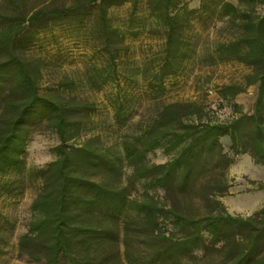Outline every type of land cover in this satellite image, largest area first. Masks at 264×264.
Masks as SVG:
<instances>
[{"label": "trees", "instance_id": "trees-1", "mask_svg": "<svg viewBox=\"0 0 264 264\" xmlns=\"http://www.w3.org/2000/svg\"><path fill=\"white\" fill-rule=\"evenodd\" d=\"M141 1L41 0L24 9L19 0H8L11 11H0V175L25 171L39 124L59 137L56 157L35 171L43 184L21 249L46 264L62 258L70 264H264V202L243 215L219 198L232 185L227 170L234 157L224 138L235 154L249 153L264 164V0H200L196 6L146 0L164 34L150 85L163 91L166 78L194 57L208 65L236 60L249 71L243 82L223 85L220 95L233 101L258 84L252 113L204 120L203 103L172 101L141 133L107 144L100 134L81 139L95 102L41 90L39 64L27 49L43 29L58 21L86 25L95 13L103 50L115 62V41L123 34L110 9L130 3L134 20ZM218 20L225 30L220 39L204 41L194 29L196 21L207 27ZM111 73L97 69L93 85L101 87ZM124 110L120 104L117 114ZM158 148L174 155L154 161L148 154Z\"/></svg>", "mask_w": 264, "mask_h": 264}, {"label": "rangeland", "instance_id": "rangeland-1", "mask_svg": "<svg viewBox=\"0 0 264 264\" xmlns=\"http://www.w3.org/2000/svg\"><path fill=\"white\" fill-rule=\"evenodd\" d=\"M19 1L27 9L41 0ZM190 1L194 6L200 0ZM9 10L8 0H0L1 13ZM95 17V13L92 14L86 25L52 23L27 49L28 56L39 64V83L43 92L59 91L95 102L96 109L90 113L81 139L100 134L105 143L120 144L128 134L141 133L161 107L172 101L203 103L204 120L228 121L241 111L253 112L258 84L237 94L233 101L220 95L223 85L243 82L249 71L246 65L236 60L208 65L194 57L186 61L184 70L166 78L163 91L150 85L152 73L160 60L164 34L150 16L146 0L139 4L134 20L131 19L130 3L110 9L112 23L123 34L121 40L115 41V62L103 50V39L97 32ZM223 25L224 22L218 20L204 27L196 21L194 29L202 34L204 41L212 42L224 36ZM102 68L111 70V77L101 87H96L91 76ZM113 68L117 69L115 75ZM65 81L73 83L67 87L62 85ZM233 102L240 105L239 110L235 109ZM120 104L125 107L122 115L117 114ZM58 142L54 130L39 124L25 154V171L11 170L0 175V264H46L44 259H35L24 252L20 239L28 230L32 203L43 184L35 171L56 157L53 148ZM223 142L234 161L227 170L232 185L229 192L219 198L230 212L249 215L264 202V164L255 163L249 153L235 154L228 139L224 138ZM173 155L174 152L163 148L148 154L157 162L166 161ZM59 264L70 262L62 258Z\"/></svg>", "mask_w": 264, "mask_h": 264}, {"label": "crops", "instance_id": "crops-1", "mask_svg": "<svg viewBox=\"0 0 264 264\" xmlns=\"http://www.w3.org/2000/svg\"><path fill=\"white\" fill-rule=\"evenodd\" d=\"M233 2H234V0H232ZM194 6H196V5H194Z\"/></svg>", "mask_w": 264, "mask_h": 264}]
</instances>
